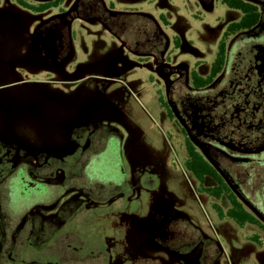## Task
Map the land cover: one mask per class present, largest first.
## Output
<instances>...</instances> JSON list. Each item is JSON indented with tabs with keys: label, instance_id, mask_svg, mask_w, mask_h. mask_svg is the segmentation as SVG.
<instances>
[{
	"label": "rangeland",
	"instance_id": "obj_1",
	"mask_svg": "<svg viewBox=\"0 0 264 264\" xmlns=\"http://www.w3.org/2000/svg\"><path fill=\"white\" fill-rule=\"evenodd\" d=\"M78 3L91 16L95 9H104L110 26L97 18L72 17V47L62 72L17 64L23 83L9 90L0 88L7 101L0 100V136L17 134L44 149L63 143L58 136L66 129L64 120L77 114L111 125V136L89 161L85 159L79 176L81 182L82 177L90 179L97 196L114 190L113 198L106 207L90 211L92 223L79 214L78 221L69 215L66 224L82 241H98L121 256L124 253L123 264H264V230L219 216L214 204L222 209L226 205L200 190L185 167L182 135L179 138L176 124L158 103L159 93L166 91L156 60L158 42L169 41L171 62L191 69L200 62L209 64L227 24L241 12L219 0L210 10L199 0H65L45 11H34L19 0H0V85L11 82L10 66L29 52L36 29ZM146 29L150 34L159 30L165 38L151 37L141 54L124 38L136 31L144 37ZM174 37L181 39L178 47ZM22 67H27L26 74ZM176 84L185 91L192 82ZM262 172L256 175L251 198L264 211ZM12 191V197H17L18 191ZM1 203L7 201L3 198ZM162 221L173 228V240L165 246L154 244L150 235L151 225ZM48 230L36 228L39 233L31 248L22 239L20 249L35 262L44 260ZM108 235L114 243H107Z\"/></svg>",
	"mask_w": 264,
	"mask_h": 264
},
{
	"label": "flooded vegetation",
	"instance_id": "obj_2",
	"mask_svg": "<svg viewBox=\"0 0 264 264\" xmlns=\"http://www.w3.org/2000/svg\"><path fill=\"white\" fill-rule=\"evenodd\" d=\"M47 1L51 0L42 2ZM216 1L199 0L208 10ZM243 1L252 4L248 10L264 12V0H239V4ZM81 4L70 11L62 10L36 29L29 52L12 63L8 73L11 82L1 84V89L9 90L23 83L17 64L62 72L72 47L71 18L86 12ZM233 9L241 14L227 24L209 64L200 62L191 69L184 63L171 62L167 54L169 41L158 42L157 65L166 81V91L159 93L158 103L166 117L176 124L179 138L182 135L185 167L187 159L203 158L211 166L210 170H217L237 198L264 223V211L251 198L255 195L259 170H263L260 177L264 176V20L249 28L239 26L227 34L245 15L241 7ZM92 13L106 25L104 9H95ZM158 31L150 34L146 29L144 37L136 31L133 35L127 34L124 41L142 54L151 37L155 40L157 35L159 40H164L165 34ZM173 41L175 47L181 43L179 37ZM222 51L224 59L218 63L216 59ZM26 68L22 67L21 72L26 74ZM189 79L192 85H187L185 91L180 90L182 86L176 82ZM5 98L2 92L0 100L7 103ZM83 115L82 119L77 114L73 119L64 120L66 129L58 136L63 142L60 146L39 149L25 138L20 140L17 134L0 136V264H123V252L121 256L98 241H82L66 224L71 217L78 221L79 214L92 223L90 211L106 207L114 192L109 189L97 196L89 186L90 179L82 177L81 182L79 174L82 176L85 159L89 161L98 152L112 129L95 116ZM47 185L52 189L45 188ZM12 190L18 191L17 197H12ZM3 198L6 204L1 203ZM7 208L14 214H7ZM74 209L77 213H73ZM44 226L49 229L44 245L46 253L38 263L20 247L25 238L27 248H31L39 233L36 228ZM150 235L154 244L165 246L173 240V228L169 221L153 223ZM114 239L110 235L105 237L108 244L114 243ZM82 244L84 247H80ZM167 250L173 252L169 247Z\"/></svg>",
	"mask_w": 264,
	"mask_h": 264
},
{
	"label": "trees",
	"instance_id": "obj_3",
	"mask_svg": "<svg viewBox=\"0 0 264 264\" xmlns=\"http://www.w3.org/2000/svg\"><path fill=\"white\" fill-rule=\"evenodd\" d=\"M65 0H51L41 3H33L26 0H19V2L34 11H45L51 7L61 5ZM230 7L238 8L241 7L245 12L242 20L235 22V27L227 30V34L231 31L238 30L239 26L244 28L251 27L258 20H264V12L256 11L255 9L248 10L252 4L243 1L239 4V0H223ZM77 16H84L87 18H95L94 14L91 16L85 13L78 14ZM107 26H110L107 21ZM216 62L221 63L224 59L223 51L217 56ZM186 167L190 172L194 174L196 179L199 181L200 190L218 201H221L226 205V209H222L221 205L214 204L221 216H226L233 219L238 225L245 226L246 224L257 225L264 230V223L251 211L247 209L242 201L231 191L230 187L225 183L223 177L217 170H210L211 166L203 158L198 157L195 160H186ZM208 169V170H207ZM253 239L261 241L259 235H253Z\"/></svg>",
	"mask_w": 264,
	"mask_h": 264
}]
</instances>
